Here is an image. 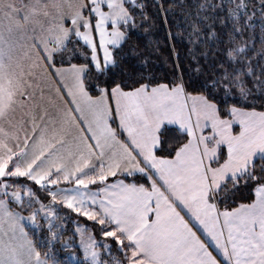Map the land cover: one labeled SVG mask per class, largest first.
Here are the masks:
<instances>
[{
    "label": "snow or ice",
    "instance_id": "obj_1",
    "mask_svg": "<svg viewBox=\"0 0 264 264\" xmlns=\"http://www.w3.org/2000/svg\"><path fill=\"white\" fill-rule=\"evenodd\" d=\"M172 13L0 0V264H264V0Z\"/></svg>",
    "mask_w": 264,
    "mask_h": 264
},
{
    "label": "trees",
    "instance_id": "obj_2",
    "mask_svg": "<svg viewBox=\"0 0 264 264\" xmlns=\"http://www.w3.org/2000/svg\"><path fill=\"white\" fill-rule=\"evenodd\" d=\"M198 0H168V3L173 5L172 16L169 17L170 22H172L173 17L183 21L184 11L195 12V3ZM182 9L184 11H182ZM178 29L172 27V32L176 33ZM259 35V30L257 29V39ZM139 42L142 48L146 50V54H150V60L153 63L155 71L163 75L171 70L172 62L174 57L172 56V43L167 37V28L163 24L162 19L157 17L155 24L152 27L151 32L148 35H142L139 38ZM177 50L180 52L181 60H184L186 54L187 44L182 39L174 40ZM257 49L261 47L259 42L256 45ZM158 49V51L156 50ZM39 219V218H38ZM75 219V217H73ZM43 223V221H41ZM74 228V224L69 225V230L63 233L64 238L71 236V229ZM77 241V238H76ZM56 249H60V239L56 241ZM41 251H44L42 248ZM77 252V259H82V253L76 248H68L59 251V256L62 258L66 253ZM75 264V262H74Z\"/></svg>",
    "mask_w": 264,
    "mask_h": 264
},
{
    "label": "rangeland",
    "instance_id": "obj_3",
    "mask_svg": "<svg viewBox=\"0 0 264 264\" xmlns=\"http://www.w3.org/2000/svg\"><path fill=\"white\" fill-rule=\"evenodd\" d=\"M25 215H27V213H25ZM74 227H75V225H74ZM77 242H78V237H77ZM82 253V252H81Z\"/></svg>",
    "mask_w": 264,
    "mask_h": 264
}]
</instances>
